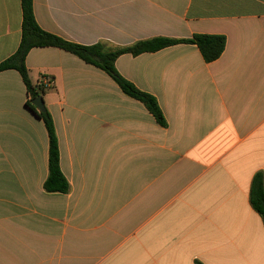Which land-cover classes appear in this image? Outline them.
<instances>
[{
    "label": "crops",
    "instance_id": "crops-1",
    "mask_svg": "<svg viewBox=\"0 0 264 264\" xmlns=\"http://www.w3.org/2000/svg\"><path fill=\"white\" fill-rule=\"evenodd\" d=\"M33 7L44 31L79 45L196 34L227 44L212 63L192 44L117 59L119 73L157 99L165 127L105 71L57 47L32 49L31 82L52 79L42 97L67 193L45 190L46 126L26 105L21 74L1 72L0 264H105L120 250L106 264H264V222L250 202L264 174V0ZM22 24V1L0 0V64L17 52Z\"/></svg>",
    "mask_w": 264,
    "mask_h": 264
},
{
    "label": "trees",
    "instance_id": "trees-1",
    "mask_svg": "<svg viewBox=\"0 0 264 264\" xmlns=\"http://www.w3.org/2000/svg\"><path fill=\"white\" fill-rule=\"evenodd\" d=\"M21 1L23 11L22 41L17 52L0 64V73L16 70L21 74L28 92L26 105L46 126L49 135V176L44 188L48 193H67L70 185L61 171L59 141L52 116L47 109L45 112H40L32 104L33 100L44 96L46 91L52 87V84L47 86L39 82L34 85L31 82L26 59L32 49L57 47L76 55L87 64L105 71L118 84L124 94L143 103L157 122L165 127V117L157 99L153 95L141 91L131 81L123 77L116 68L117 59L125 54L138 56L144 53L158 52L178 44H192L199 48L206 63H212L222 56L227 44L226 37L222 35L196 34L190 39L158 37L116 50L108 49L103 44L79 45L44 31L35 18L33 0ZM250 202L264 222V174L262 172L257 173L253 179Z\"/></svg>",
    "mask_w": 264,
    "mask_h": 264
},
{
    "label": "water",
    "instance_id": "water-1",
    "mask_svg": "<svg viewBox=\"0 0 264 264\" xmlns=\"http://www.w3.org/2000/svg\"><path fill=\"white\" fill-rule=\"evenodd\" d=\"M32 104L40 111V112H45L46 107L44 103V99L42 96L36 98L35 100L32 101Z\"/></svg>",
    "mask_w": 264,
    "mask_h": 264
},
{
    "label": "rangeland",
    "instance_id": "rangeland-1",
    "mask_svg": "<svg viewBox=\"0 0 264 264\" xmlns=\"http://www.w3.org/2000/svg\"><path fill=\"white\" fill-rule=\"evenodd\" d=\"M142 224H136L134 226L131 227V233L134 232V230H136L139 226H141ZM142 233V229H141V232ZM133 239H131V242H132ZM108 251V250H107ZM107 251L104 252V254L106 253L107 254ZM121 253V250L116 252V253H112L106 260V263L110 262L111 260H113L116 256H118V254ZM105 263V264H106Z\"/></svg>",
    "mask_w": 264,
    "mask_h": 264
},
{
    "label": "built area",
    "instance_id": "built-area-1",
    "mask_svg": "<svg viewBox=\"0 0 264 264\" xmlns=\"http://www.w3.org/2000/svg\"><path fill=\"white\" fill-rule=\"evenodd\" d=\"M42 83L47 85V86H50L52 84V80H51V78L46 77V78L42 79Z\"/></svg>",
    "mask_w": 264,
    "mask_h": 264
}]
</instances>
